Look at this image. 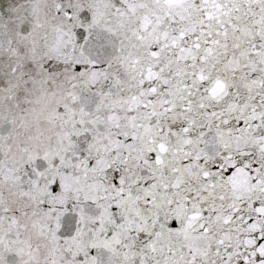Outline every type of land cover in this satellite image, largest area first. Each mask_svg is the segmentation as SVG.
Listing matches in <instances>:
<instances>
[{
    "label": "snow or ice",
    "instance_id": "snow-or-ice-1",
    "mask_svg": "<svg viewBox=\"0 0 264 264\" xmlns=\"http://www.w3.org/2000/svg\"><path fill=\"white\" fill-rule=\"evenodd\" d=\"M0 264H264V0H0Z\"/></svg>",
    "mask_w": 264,
    "mask_h": 264
}]
</instances>
